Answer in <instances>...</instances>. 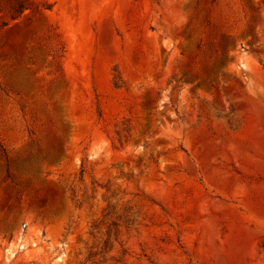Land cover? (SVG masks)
I'll return each instance as SVG.
<instances>
[{
  "label": "rangeland",
  "instance_id": "1",
  "mask_svg": "<svg viewBox=\"0 0 264 264\" xmlns=\"http://www.w3.org/2000/svg\"><path fill=\"white\" fill-rule=\"evenodd\" d=\"M0 0V264H264V0Z\"/></svg>",
  "mask_w": 264,
  "mask_h": 264
},
{
  "label": "trees",
  "instance_id": "2",
  "mask_svg": "<svg viewBox=\"0 0 264 264\" xmlns=\"http://www.w3.org/2000/svg\"><path fill=\"white\" fill-rule=\"evenodd\" d=\"M28 2H30V0H22V1L18 2V5H17V7L15 9V13L17 15L22 14L24 12V10H25V5Z\"/></svg>",
  "mask_w": 264,
  "mask_h": 264
}]
</instances>
